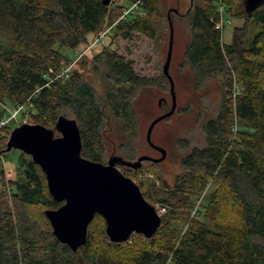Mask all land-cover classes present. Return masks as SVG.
Returning a JSON list of instances; mask_svg holds the SVG:
<instances>
[{
	"label": "trees",
	"instance_id": "16d2710c",
	"mask_svg": "<svg viewBox=\"0 0 264 264\" xmlns=\"http://www.w3.org/2000/svg\"><path fill=\"white\" fill-rule=\"evenodd\" d=\"M136 1L0 0V119L7 114L1 104L7 102H27L36 110L33 123L53 127L56 135L59 117L75 118L82 155L103 163L109 158L104 131L115 119L125 137L119 155L136 160L139 127L134 105L142 91L170 85L164 72L158 78L142 74L133 60L104 47L92 66L103 70L109 81L105 93L80 72L57 77L58 68L69 60L63 48H86L90 36L114 24L115 36L140 33L162 41L167 29L162 0H142L123 17ZM220 1L191 0L184 13L189 37L183 64L193 69L196 87L220 78L223 93L217 114L202 123L204 144L191 147L189 139L181 141L189 151L174 183L159 176L138 183L148 202L166 208L156 234L148 238L134 233L123 243L113 242L105 219L96 215L86 244L73 251L55 236L45 213L63 202L53 199L40 165L21 152L15 178L3 180L0 167V264H264V4L249 15L245 0L221 1L245 19L226 44L225 28L217 27ZM168 26L170 34V22ZM234 83L240 92H234ZM177 109L187 114L190 105ZM11 129V124L0 128V155ZM147 163L156 165L147 160L137 170L120 166L134 177ZM208 188V202L197 206ZM227 208L236 218H226ZM207 216L214 226L203 219Z\"/></svg>",
	"mask_w": 264,
	"mask_h": 264
},
{
	"label": "rangeland",
	"instance_id": "374dc122",
	"mask_svg": "<svg viewBox=\"0 0 264 264\" xmlns=\"http://www.w3.org/2000/svg\"><path fill=\"white\" fill-rule=\"evenodd\" d=\"M129 5L130 4H128V6ZM190 5L191 0H162L161 9L165 15L167 25L162 41L152 40L140 33H133L129 38L122 36L118 37L114 35V27H107L99 36L95 38L90 36L89 39L91 41L90 43L87 42L86 48V45L82 44L75 50L66 47L62 49V52L68 56L69 60L61 64L60 68H58V72L60 73L62 71L61 74L64 71L70 72L66 78L71 76L74 71L80 72L87 81L94 84L98 91L103 94L109 87V81L105 77L103 70H94L92 66L94 55L102 52L104 47H112L129 60H133V65L138 72L145 75L156 76L158 78L163 73V66L167 59L170 40L168 25L171 17L173 18V21L171 20V22L174 26V44L172 49L173 56L170 65V73L176 84L175 91H177L178 95V107L184 108L186 105H190V112L186 114L183 110L176 111L170 119L162 121L161 123L159 122L155 126L152 139L156 144L167 149V157L164 161L159 163L151 161L156 165L147 163V165L143 167L138 174L131 177L137 184L144 178H155L156 180H159L157 176L168 181L170 184H173L176 176L182 170V157L189 151L188 148L181 146V141L186 138L187 140L189 139L191 147L194 145L204 144L205 134L204 131H202V123L207 118L215 116L220 108L219 102H221L223 93L220 78L207 79L199 87H196L193 69L183 64L184 48L189 37L188 25L186 22L187 20L186 17H184V13L188 11V7H190ZM171 9H177L179 14L176 15L174 11H170ZM218 9L221 10V7H218ZM234 9L235 11L233 12L228 11L226 5H224L223 12H221L225 23L223 40L226 44L232 42V33H234L235 27L243 26L245 23L244 18L234 15L237 13V9ZM106 32H108L107 35L101 38L100 36ZM98 39H100V41ZM233 90L234 92H240V88L237 83H234ZM160 100L162 103L165 102L166 104L161 103V105ZM1 105L7 110V114L5 116L18 111L16 117L10 120L9 124H11L12 129L22 123H33V113H36V110L27 104V102L18 105L7 102L6 104ZM171 105L172 96L169 83L165 86L164 90L150 88L142 91L139 95L136 104L134 105L138 113L137 120L139 127L137 157L141 155L161 157V152L153 147H150L147 142L146 132L152 120L164 113L166 109L171 107ZM19 107H22V109L19 110ZM234 130H236V128ZM104 132L107 137L109 157L112 155H119V145L121 142L125 141L124 134H121V124L118 120H110V122L106 125ZM21 152L23 151L12 149L9 152H5L3 155H0V167L4 170L3 180L9 181L11 178L16 177L17 174L15 167ZM118 167L123 172L121 166ZM150 169H153L154 171H150ZM211 190L212 188H208L201 195L197 206L200 204L204 205L208 202L207 199H209ZM153 205H155L157 210L163 214L161 211L163 205L161 206L159 203H154ZM232 212L229 208L225 209L224 213L226 218L234 219L235 214ZM203 219H205V221L209 224L213 226L215 225L210 216Z\"/></svg>",
	"mask_w": 264,
	"mask_h": 264
},
{
	"label": "water",
	"instance_id": "95a60500",
	"mask_svg": "<svg viewBox=\"0 0 264 264\" xmlns=\"http://www.w3.org/2000/svg\"><path fill=\"white\" fill-rule=\"evenodd\" d=\"M104 2L108 4L110 0ZM244 4L248 14L252 15L264 0H245ZM169 22L170 40L163 72L170 82L172 105L152 120L146 132L147 142L161 152V157L141 155L132 161L121 155H112L106 163L86 158L82 155L83 142L78 122L65 116L56 122L59 136L53 128L36 123H22L10 133L5 152L18 149L30 154L43 169L53 199L63 202L59 208L47 209L45 213L55 236L73 251L86 244L89 225L96 215L105 219L106 233L113 242L123 243L134 233L151 238L162 224L161 213L156 206L148 202L139 184L118 166L137 170L144 161L159 163L167 157V149L156 144L152 135L159 121L172 116L178 106L175 81L170 73L174 26L171 20Z\"/></svg>",
	"mask_w": 264,
	"mask_h": 264
},
{
	"label": "built area",
	"instance_id": "2783aa9c",
	"mask_svg": "<svg viewBox=\"0 0 264 264\" xmlns=\"http://www.w3.org/2000/svg\"><path fill=\"white\" fill-rule=\"evenodd\" d=\"M221 1H222V0H221ZM221 1L219 2V6H218V7H221V10H219V12H220V14H221V20H220V22H218L217 27L223 29L224 26H225V23H224V19H223L224 17H223V15H222L221 12H223V9H224V3L221 2ZM141 2H142V0H137L135 3H133V4L128 8V10H126V11L124 12L123 17L128 16V15L130 14V12H134L135 9H138L139 6L141 5ZM114 26H115V24H114L112 27H114ZM112 27H111V28H112ZM107 33H108V32L104 33V34L101 35L100 37L103 38L104 36L107 35ZM100 37H99V38H100ZM98 40L100 41V39H98ZM51 71H52V70H51ZM61 72H62V71H61ZM61 72H60V73L58 72V75H57L58 78H66L67 75L70 73V72H65V71H64V72L61 74ZM21 109H22V107H19V110H21ZM17 112H18V111H15V112L11 113L10 115L1 118V119H0V128H3V127H5V126H7V125L10 123V120H11L12 118H15V117H16ZM165 210H166V208L163 207V208L161 209L162 213H163Z\"/></svg>",
	"mask_w": 264,
	"mask_h": 264
}]
</instances>
